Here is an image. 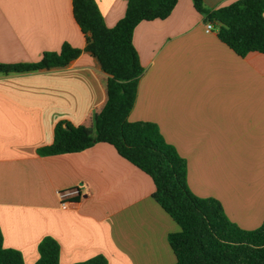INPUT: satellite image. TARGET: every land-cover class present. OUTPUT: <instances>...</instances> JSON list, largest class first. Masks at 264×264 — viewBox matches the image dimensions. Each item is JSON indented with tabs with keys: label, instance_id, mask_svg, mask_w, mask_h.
I'll list each match as a JSON object with an SVG mask.
<instances>
[{
	"label": "crops",
	"instance_id": "0c3cea01",
	"mask_svg": "<svg viewBox=\"0 0 264 264\" xmlns=\"http://www.w3.org/2000/svg\"><path fill=\"white\" fill-rule=\"evenodd\" d=\"M237 1L204 3L217 10ZM96 2L109 28L126 14L128 0ZM218 27L207 31L193 0H178L167 19L135 28L144 73L129 120L157 124L187 161L191 191L255 230L264 222V54L237 55ZM65 43L86 47L73 0H0V65L38 63ZM107 78L85 51L65 67L0 73V229L4 248L25 264L37 263L46 238L58 242L61 264L177 261L169 235L181 228L153 198L152 178L115 147L39 153L59 122L92 126Z\"/></svg>",
	"mask_w": 264,
	"mask_h": 264
},
{
	"label": "trees",
	"instance_id": "16d2710c",
	"mask_svg": "<svg viewBox=\"0 0 264 264\" xmlns=\"http://www.w3.org/2000/svg\"><path fill=\"white\" fill-rule=\"evenodd\" d=\"M178 0H128L123 19L107 27L96 0H73L75 19L86 37L84 50L65 43L59 53H45L35 64L0 65V73H21L65 67L84 51L98 60L106 80L107 101L93 116L91 127L62 121L55 128L53 143L42 156L78 153L97 143L110 144L134 166L149 175L156 186L153 198L179 225L169 235L175 264H264V222L245 230L226 215L215 198L195 195L188 184L187 161L167 143L151 122H131L144 68L133 43L135 28L142 22L165 20ZM205 23L219 25L218 37L237 55L264 54V0H239L217 10L204 0H193ZM60 246L46 238L39 245L36 264H61ZM0 264H25L16 250L5 249L0 229ZM79 264H109L97 256Z\"/></svg>",
	"mask_w": 264,
	"mask_h": 264
},
{
	"label": "built area",
	"instance_id": "2783aa9c",
	"mask_svg": "<svg viewBox=\"0 0 264 264\" xmlns=\"http://www.w3.org/2000/svg\"><path fill=\"white\" fill-rule=\"evenodd\" d=\"M212 30H213V24L207 23V31H212ZM78 193H79V191L77 189H75L72 191L63 192L60 195L64 199V198H67L69 195H74V194H78ZM63 206L65 207L66 203H64Z\"/></svg>",
	"mask_w": 264,
	"mask_h": 264
}]
</instances>
